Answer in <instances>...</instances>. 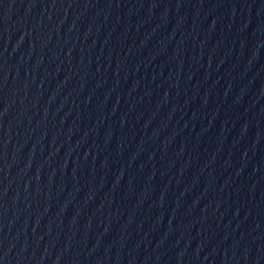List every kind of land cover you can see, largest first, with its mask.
<instances>
[{
	"label": "water",
	"instance_id": "water-1",
	"mask_svg": "<svg viewBox=\"0 0 264 264\" xmlns=\"http://www.w3.org/2000/svg\"><path fill=\"white\" fill-rule=\"evenodd\" d=\"M264 129V0H0V264H194Z\"/></svg>",
	"mask_w": 264,
	"mask_h": 264
}]
</instances>
